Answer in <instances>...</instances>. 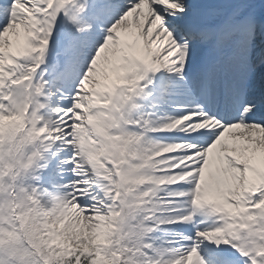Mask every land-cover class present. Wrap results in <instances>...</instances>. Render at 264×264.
<instances>
[{"label":"snow or ice","instance_id":"1","mask_svg":"<svg viewBox=\"0 0 264 264\" xmlns=\"http://www.w3.org/2000/svg\"><path fill=\"white\" fill-rule=\"evenodd\" d=\"M0 264H264V0H0Z\"/></svg>","mask_w":264,"mask_h":264}]
</instances>
